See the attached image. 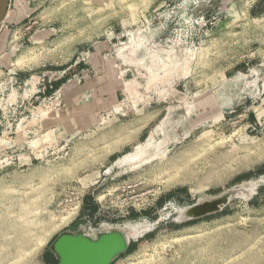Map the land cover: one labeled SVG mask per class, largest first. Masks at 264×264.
I'll list each match as a JSON object with an SVG mask.
<instances>
[{"label": "rangeland", "instance_id": "1", "mask_svg": "<svg viewBox=\"0 0 264 264\" xmlns=\"http://www.w3.org/2000/svg\"><path fill=\"white\" fill-rule=\"evenodd\" d=\"M89 227L138 231L112 264H264V0H9L0 264Z\"/></svg>", "mask_w": 264, "mask_h": 264}, {"label": "water", "instance_id": "2", "mask_svg": "<svg viewBox=\"0 0 264 264\" xmlns=\"http://www.w3.org/2000/svg\"><path fill=\"white\" fill-rule=\"evenodd\" d=\"M8 2L0 0V25L7 13ZM231 196L233 192L229 191L218 198L202 200L189 207L181 220L199 219L216 213L228 203ZM128 246L127 234L111 229L92 235L84 232L62 233L53 241L51 251L57 260L56 264H112L127 251Z\"/></svg>", "mask_w": 264, "mask_h": 264}, {"label": "crops", "instance_id": "3", "mask_svg": "<svg viewBox=\"0 0 264 264\" xmlns=\"http://www.w3.org/2000/svg\"><path fill=\"white\" fill-rule=\"evenodd\" d=\"M55 86L59 88L62 86L60 85V82L56 83ZM90 117V122L97 121V116L91 115ZM257 119V118H256ZM75 120V119H74ZM72 123V122H71ZM58 122L56 120H45L44 123L42 124L43 128V134H42V139H47V138H57L56 133L59 131V126ZM72 130V127H70V119H69V126H68V132ZM51 251V250H50ZM50 251L48 250V243L41 249L40 254H39V261L41 264H56L57 260L55 256L53 257L50 255Z\"/></svg>", "mask_w": 264, "mask_h": 264}, {"label": "bare ground", "instance_id": "4", "mask_svg": "<svg viewBox=\"0 0 264 264\" xmlns=\"http://www.w3.org/2000/svg\"><path fill=\"white\" fill-rule=\"evenodd\" d=\"M135 155V154H134ZM134 155H128V156H126V157H124L122 160L123 161H127V160H130V159H132V158H134L135 156ZM241 191V190H240ZM250 191V190H249ZM233 192V195H236V191L234 190V191H232ZM246 192V191H245ZM240 194V193H239ZM238 196V195H237ZM188 209V208H187ZM186 209V210H187ZM186 210H184L183 212H182V216L180 217L181 219H184V214H185V211ZM147 222V221H146ZM138 224V223H137ZM144 225V224H143ZM126 226V225H125ZM130 226V225H129ZM133 226V225H132ZM145 228V227H144ZM125 229V228H124ZM137 229V228H136ZM140 232H143V230L141 231L140 230ZM129 233H131V234H129ZM92 234H95V233H92ZM92 234H90V235H92ZM126 234H127V237L129 238V236H132V237H135V236H137L139 233H138V231H136L135 229H133V228H129V230H127L126 231ZM140 236V235H139Z\"/></svg>", "mask_w": 264, "mask_h": 264}, {"label": "built area", "instance_id": "5", "mask_svg": "<svg viewBox=\"0 0 264 264\" xmlns=\"http://www.w3.org/2000/svg\"><path fill=\"white\" fill-rule=\"evenodd\" d=\"M42 81H44V80L42 79ZM48 83L50 84V82H48ZM47 89L51 90V89H53V86H52L51 84L48 85L47 88H46V86H44V88L41 89V90H38L37 93H42V94H44V93L47 91ZM101 230H102V229H101ZM98 231H100V230H99V229H96V228H92V227H89V228H88V232H92V233H94V232H98ZM88 232H84V233L90 235V233H88ZM92 233H91V234H92Z\"/></svg>", "mask_w": 264, "mask_h": 264}]
</instances>
